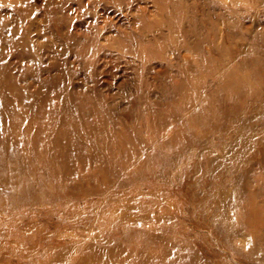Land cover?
<instances>
[{
	"label": "rangeland",
	"instance_id": "374dc122",
	"mask_svg": "<svg viewBox=\"0 0 264 264\" xmlns=\"http://www.w3.org/2000/svg\"><path fill=\"white\" fill-rule=\"evenodd\" d=\"M0 125V264H264V0H0Z\"/></svg>",
	"mask_w": 264,
	"mask_h": 264
},
{
	"label": "bare ground",
	"instance_id": "6f19581e",
	"mask_svg": "<svg viewBox=\"0 0 264 264\" xmlns=\"http://www.w3.org/2000/svg\"><path fill=\"white\" fill-rule=\"evenodd\" d=\"M16 134H18V133H16ZM0 136H1V134H0ZM3 160L4 159L2 157H0V182H2L3 184H9V180H10V177H11V172H10L9 169L5 170L6 168L3 165ZM15 170H17L16 167H15ZM45 180H47V179L46 178L40 179V181H45ZM29 185H30L29 181H27V180L24 181L23 180L21 188L22 189L23 188L26 189ZM10 186H13V185L10 184L9 187ZM249 208H250V210H249V214H248V219H250L251 217H254L256 215L258 217H261L259 214L262 213V211H263L262 208H259V210H256L254 206H251Z\"/></svg>",
	"mask_w": 264,
	"mask_h": 264
}]
</instances>
